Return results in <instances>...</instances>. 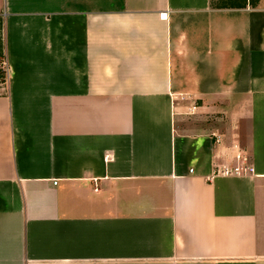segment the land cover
Wrapping results in <instances>:
<instances>
[{"label":"crops","instance_id":"obj_1","mask_svg":"<svg viewBox=\"0 0 264 264\" xmlns=\"http://www.w3.org/2000/svg\"><path fill=\"white\" fill-rule=\"evenodd\" d=\"M0 39V264H264V0H0Z\"/></svg>","mask_w":264,"mask_h":264},{"label":"rangeland","instance_id":"obj_2","mask_svg":"<svg viewBox=\"0 0 264 264\" xmlns=\"http://www.w3.org/2000/svg\"><path fill=\"white\" fill-rule=\"evenodd\" d=\"M242 0H215L216 3L220 4H229L232 5V3L239 4ZM2 44V40L0 39V47ZM3 77V78H1ZM8 78V69L5 63V60H2L0 55V81L6 82ZM242 138L244 139V135H242Z\"/></svg>","mask_w":264,"mask_h":264},{"label":"built area","instance_id":"obj_3","mask_svg":"<svg viewBox=\"0 0 264 264\" xmlns=\"http://www.w3.org/2000/svg\"><path fill=\"white\" fill-rule=\"evenodd\" d=\"M196 108V107H194ZM234 156L240 160L242 158V153L238 150V149H235L234 150ZM235 170V171H234ZM251 171L253 172L254 169L252 167H246V166H243V165H239L237 166L235 169H230L229 167H225L224 170L222 171L223 174H227V175H230L231 173L233 172H236V173H241V171L243 172H246V171Z\"/></svg>","mask_w":264,"mask_h":264}]
</instances>
